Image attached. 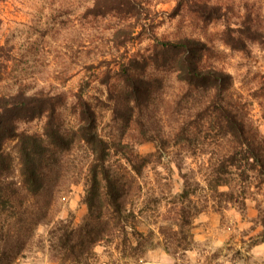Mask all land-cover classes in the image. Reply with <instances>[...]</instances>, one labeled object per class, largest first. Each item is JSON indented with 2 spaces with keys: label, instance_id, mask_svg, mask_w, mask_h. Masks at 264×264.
<instances>
[{
  "label": "trees",
  "instance_id": "16d2710c",
  "mask_svg": "<svg viewBox=\"0 0 264 264\" xmlns=\"http://www.w3.org/2000/svg\"><path fill=\"white\" fill-rule=\"evenodd\" d=\"M185 3L204 24L228 10L217 0ZM182 4L178 0L176 9ZM144 11L139 0H93L85 10L92 17L139 21L137 32L134 24L115 29L117 46L143 32L155 42L149 55L120 54L112 67L107 60L104 84L115 76L123 86L112 107L113 117L126 125L119 137L99 132L96 111L85 96L87 82L69 102L54 84L30 90L21 80L0 94V264H16L31 253L56 264H101L95 248L103 244L121 246L135 258L157 246L173 257L184 255L196 243L192 229L198 213L233 207L242 214L246 199L257 191V212L244 233L252 246L264 242L261 123L247 111L249 102L233 96L232 74L202 64L210 48L206 40L158 39L152 18L140 22L148 19ZM222 41L249 55V42L264 45V28L250 20L236 27L228 22ZM168 72L176 89L157 110ZM251 95L259 99L264 119V71ZM66 108L75 119L72 127L65 125ZM33 120L41 121L40 128L19 127ZM145 142L154 149L142 154L136 145ZM77 183L83 185L85 206L78 221L69 211L59 215L64 194Z\"/></svg>",
  "mask_w": 264,
  "mask_h": 264
},
{
  "label": "rangeland",
  "instance_id": "374dc122",
  "mask_svg": "<svg viewBox=\"0 0 264 264\" xmlns=\"http://www.w3.org/2000/svg\"><path fill=\"white\" fill-rule=\"evenodd\" d=\"M148 19L152 18L153 33L158 39L180 36L199 37L207 41L210 48L204 52L202 64L223 69L232 74L233 96L249 102L247 111L260 122L264 131L263 110L253 91L259 86L261 72L264 71V45L249 42V55L238 48H231L222 41V35L229 22L236 27L245 20L264 28V0H217L227 6L225 14L218 20L204 24L191 12L183 0L180 10L178 0H139ZM211 2L215 0H209ZM93 0H0V94L16 88L18 81L30 83V90L37 86L54 84L63 90L70 101L71 94L80 83L88 86L85 96L94 106L97 126L101 134L117 138L125 132L126 125L114 118L113 97L122 91V82L111 77L110 85L104 82L108 67L107 60L114 61L120 54L130 57L149 55L155 47L153 39L146 33L130 39L126 45L117 46L113 39L115 29L122 24H134L139 30L135 17L117 18L92 17L85 10ZM189 2V1H188ZM138 22V23H137ZM150 22V21H149ZM134 36V35H132ZM91 64V66H90ZM69 75L62 81L61 77ZM165 84L161 99L156 100L157 110L163 100H168L176 89L174 74L165 73ZM122 103V106H125ZM161 111V110H160ZM65 125L75 124L73 115L64 109ZM41 121L33 120L19 124V127L34 130L40 128ZM125 137L124 139H126ZM12 140L6 146L10 148ZM144 154L153 151L152 142L136 145ZM14 155V151L13 154ZM190 159L187 163L192 164ZM148 178L153 174L148 171ZM146 173V174H147ZM166 174V171L162 170ZM176 177V173L172 175ZM151 182V179H147ZM254 190V189H253ZM256 191V190H254ZM82 183L73 184L61 200L60 216L72 212L78 221L85 211L81 202ZM261 199L257 191L246 199V208L241 214L237 208H227L221 212L207 208L193 220L195 245L184 255L175 257L167 254L160 246L148 250L142 258L128 255V250L114 249V245L96 246L101 264H264V256L253 252V246L244 231L251 225L256 215V204ZM145 230L144 225L139 226ZM16 264H56L41 253L27 254Z\"/></svg>",
  "mask_w": 264,
  "mask_h": 264
},
{
  "label": "crops",
  "instance_id": "0c3cea01",
  "mask_svg": "<svg viewBox=\"0 0 264 264\" xmlns=\"http://www.w3.org/2000/svg\"><path fill=\"white\" fill-rule=\"evenodd\" d=\"M253 252L258 253V254H262L264 256V242L254 245L252 248Z\"/></svg>",
  "mask_w": 264,
  "mask_h": 264
}]
</instances>
